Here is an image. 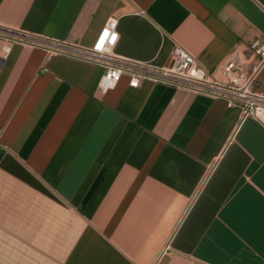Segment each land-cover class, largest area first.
<instances>
[{
	"label": "crops",
	"instance_id": "1",
	"mask_svg": "<svg viewBox=\"0 0 264 264\" xmlns=\"http://www.w3.org/2000/svg\"><path fill=\"white\" fill-rule=\"evenodd\" d=\"M212 77L264 0H0V27ZM5 42L0 38V50ZM15 44L0 60V264H264V123L225 101ZM255 89L264 95V67Z\"/></svg>",
	"mask_w": 264,
	"mask_h": 264
},
{
	"label": "built area",
	"instance_id": "2",
	"mask_svg": "<svg viewBox=\"0 0 264 264\" xmlns=\"http://www.w3.org/2000/svg\"><path fill=\"white\" fill-rule=\"evenodd\" d=\"M0 38L5 42L0 50V60L8 57L15 44H25L44 49L48 56H65L102 67L104 72L98 84L101 94L114 89L123 77L129 79L131 88H138L141 81L148 80L221 99L229 108H239L242 120L253 118L264 123V95L255 89L264 67V38L248 46L256 63L232 54L220 67L221 79L212 77L192 55L179 47L173 50L172 63L168 66L119 56L114 51L119 39L117 21L114 19L105 24L90 47L3 27H0Z\"/></svg>",
	"mask_w": 264,
	"mask_h": 264
}]
</instances>
